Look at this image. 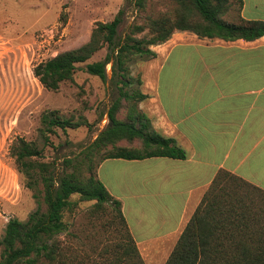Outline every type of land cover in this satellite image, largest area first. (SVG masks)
<instances>
[{"label":"trees","instance_id":"1","mask_svg":"<svg viewBox=\"0 0 264 264\" xmlns=\"http://www.w3.org/2000/svg\"><path fill=\"white\" fill-rule=\"evenodd\" d=\"M131 1L137 14H141L151 0ZM170 2L174 6L172 15L147 16L145 24L132 25L124 38L119 36L124 22L121 10L112 21L99 22L88 42L34 68V76L41 85L58 92L63 83L74 81L80 69L105 81L107 66L113 63L112 81L118 84L119 96L109 110V126L77 157L65 158L60 172L55 162L37 160L43 149L34 142L23 138L14 142L11 154L40 203L26 222H8L1 241L0 264H147L124 216L122 201L98 179L97 170L107 159L185 160L187 154L174 139L160 135L139 108L147 96L129 91L130 62L137 57L156 58L151 47L167 42L176 30L225 40H255L264 36V22L242 19L231 24L224 20L230 0ZM61 19L65 25L66 17L62 15ZM105 47L108 53L103 60L89 62ZM123 109L127 115L120 119L118 115ZM42 126L41 134L47 143L58 128L66 131L92 127L85 118L75 122L63 118L57 110L42 115ZM123 142L129 147L119 146ZM75 195L79 201L73 200ZM257 197L260 200L256 203ZM80 201L94 202L92 214L108 217L116 236L101 248L91 238L78 242L77 247L66 242L65 252L61 235L70 234L65 214L73 212ZM165 264H264V190L231 172L219 171Z\"/></svg>","mask_w":264,"mask_h":264},{"label":"crops","instance_id":"2","mask_svg":"<svg viewBox=\"0 0 264 264\" xmlns=\"http://www.w3.org/2000/svg\"><path fill=\"white\" fill-rule=\"evenodd\" d=\"M233 7L224 15L231 24L264 22V0H242L236 19ZM153 49L159 63L140 107L187 159H107L97 176L122 201L146 263L165 264L219 171L264 190V36L225 40L177 30Z\"/></svg>","mask_w":264,"mask_h":264},{"label":"rangeland","instance_id":"3","mask_svg":"<svg viewBox=\"0 0 264 264\" xmlns=\"http://www.w3.org/2000/svg\"><path fill=\"white\" fill-rule=\"evenodd\" d=\"M232 2L231 16L236 19L238 3ZM173 9L170 0H151L141 14H137L131 0H0V259L8 222L11 219L26 222L40 203L11 154L14 142L19 138L34 142L43 149L37 160L55 162L60 172L65 158L77 157L109 126L108 113L119 96L118 84L112 81L113 63L107 66L105 81L80 69L74 81L63 83L58 92L45 89L34 76V68L61 52L85 44L99 22L112 21L121 10L124 22L119 36L124 38L132 25L145 24L147 16L172 15ZM62 15L66 17L65 25ZM107 53L105 47L89 62L103 60ZM154 59L137 57L130 62V92L142 93L146 80L154 79L156 67L152 64L159 63ZM54 110L75 122L85 118L92 127L66 131L58 128L47 143L41 134L42 115ZM126 115L123 109L118 117L125 119ZM119 146L129 144L123 142ZM73 200L79 201V196L75 195ZM259 200L257 197L255 202ZM93 204L80 201L73 212L65 214L70 233L61 235L65 252L66 242L77 247L78 242L91 238L101 248L114 240L116 234L109 218L94 216Z\"/></svg>","mask_w":264,"mask_h":264}]
</instances>
